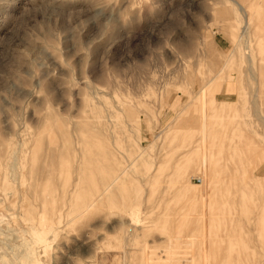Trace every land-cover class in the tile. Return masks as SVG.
Wrapping results in <instances>:
<instances>
[{"label":"rangeland","instance_id":"rangeland-1","mask_svg":"<svg viewBox=\"0 0 264 264\" xmlns=\"http://www.w3.org/2000/svg\"><path fill=\"white\" fill-rule=\"evenodd\" d=\"M233 1L0 0L1 257L32 228L44 264L258 260L264 0L246 30Z\"/></svg>","mask_w":264,"mask_h":264},{"label":"bare ground","instance_id":"bare-ground-1","mask_svg":"<svg viewBox=\"0 0 264 264\" xmlns=\"http://www.w3.org/2000/svg\"><path fill=\"white\" fill-rule=\"evenodd\" d=\"M235 4H236V6L238 7V10L239 11H245L246 13L244 14V16H245V21H244V25H242L243 26V29L244 30H246V29H248L249 27H250V25H251V22H252V16H251V14L252 13H248L247 14V10L245 9V7L242 5V4H240L238 1H236V0H234L233 1ZM226 13V12H225ZM227 14V13H226ZM230 16V15H229ZM231 17V16H230ZM232 23V22H231ZM259 23V19H256L255 20V22L253 23L254 25H253V28H255L256 26H257V24ZM230 24V23H229ZM231 26H232V24H230ZM241 28V27H240ZM240 31H242V30H240ZM238 38V37H237ZM248 61V60H247ZM247 71H248V73H249V75L252 77V78H256L255 77V75L253 74V72L252 71H250L249 70V67H247ZM204 85V84H203ZM202 85V86H203ZM202 88V87H201ZM194 97V96H193ZM193 100V99H192ZM233 127V129H237V128H239V130L241 131V133H242V135H244V132H243V129H242V124H240V127H239V125H233L232 126ZM58 131H60V130H58ZM245 136V135H244ZM15 143H17V142H15ZM21 144V143H20ZM249 144L248 143H246V146H248ZM18 148V147H17ZM17 148H16V150H17ZM28 149H29V155L30 156H32L33 155V152H34V150H35V145L32 147V149H31V147H28ZM15 150V149H14ZM15 150V151H16ZM11 152H12V150H11ZM10 152V153H11ZM14 152V151H13ZM18 152V151H17ZM13 154L14 153H11V155L12 156H9V157H12V160L9 162V165L11 164V166H13L14 164L16 165V163H17V158H15V155L13 156ZM33 158V157H32ZM13 164V165H12ZM15 167V166H14ZM8 168H9V166H8ZM262 168V167H261ZM11 169H13L12 167H11ZM11 169H10V172H11ZM259 171V170H258ZM12 173H13V171H12ZM11 173V174H12ZM10 175V173L8 174V176ZM260 172H255L254 174H251L250 175V177L251 178H259L260 177ZM11 176V175H10ZM100 179H99V181H101V182H104V184H103V186H102V189H101V191H100V193L98 194V195H100V194H102V193H104V192H106L107 190H109V188L113 185V183L115 182V178H113V176L112 177H109V175L106 173V175H103V176H100L99 177ZM11 180H13L12 178H11ZM257 182V181H256ZM256 182L253 184V186L254 185H256ZM240 187V190H239V194L240 195H243V192H244V194L246 193V189H245V187L244 186H238V188ZM231 191V190H230ZM3 192V191H2ZM233 191H231V193H232ZM97 195V196H98ZM92 203V202H91ZM1 220V219H0ZM23 223V222H22ZM13 226V225H12ZM26 226H28V225H26ZM41 226V225H40ZM19 227V226H18ZM32 227V226H31ZM50 227V226H49ZM7 228H8V226H7ZM6 228V229H7ZM9 228H11V227H9ZM17 228V227H16ZM28 228V227H27ZM19 229L21 230H19L20 232H24V230L25 229H23V231H22V228L21 227H19ZM43 229H44V227H43ZM9 230V229H8ZM27 230V229H26ZM30 231H27V232H29L28 234V236L27 237H23V236H21L22 234H18V235H20V240H19V242H18V247H21L22 246V248H20V250L18 251V252H14V253H12V256H10L9 257V259L8 258H3V257H1L0 256V262L2 263V264H6L5 263V260L6 259H8L9 260V262H8V264H44V260H43V256H44V253L47 251V248L46 247H48L50 244H51V236L50 235H47L46 234V231H44V230H34V229H32V228H30L29 229ZM12 231V230H11ZM1 232H2V230H1ZM9 232H10V230H9ZM4 233V232H3ZM26 233V232H25ZM48 233V232H47ZM5 235V234H4ZM9 235H10V233H9ZM6 236H7V234H6ZM12 236V235H11ZM17 236V235H16ZM2 237H4V236H2ZM10 237V236H9ZM8 238V237H7ZM6 238V239H7ZM5 239V238H4ZM5 239V240H6ZM260 240V248H262V250H263V252H261V255L259 256V258H258V260L257 259H255V263H253V264H264V239L262 240L261 238L259 239ZM7 241V240H6ZM1 243V242H0ZM2 244H4V243H2ZM9 244V243H8ZM7 244V245H8ZM11 245V244H10ZM13 245H15V244H13ZM17 246V245H16ZM13 247V246H12ZM14 248H15V246H14ZM29 248V249H28ZM25 249H28L27 251H24ZM16 250V249H15ZM24 251V253L22 254V252ZM248 255H247V251H245V259H244V263L243 264H252L250 261H249V259H248V257H247ZM11 259V260H10Z\"/></svg>","mask_w":264,"mask_h":264}]
</instances>
